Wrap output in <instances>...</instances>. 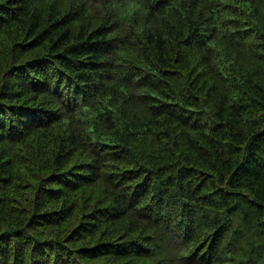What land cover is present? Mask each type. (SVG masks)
<instances>
[{"label":"trees","instance_id":"trees-1","mask_svg":"<svg viewBox=\"0 0 264 264\" xmlns=\"http://www.w3.org/2000/svg\"><path fill=\"white\" fill-rule=\"evenodd\" d=\"M50 262L264 264V0H0V264Z\"/></svg>","mask_w":264,"mask_h":264},{"label":"bare ground","instance_id":"bare-ground-1","mask_svg":"<svg viewBox=\"0 0 264 264\" xmlns=\"http://www.w3.org/2000/svg\"><path fill=\"white\" fill-rule=\"evenodd\" d=\"M50 51V50H49ZM38 102V101H37ZM39 103V102H38ZM258 128V127H257ZM260 131H261V129H260ZM260 133V132H259ZM2 137V136H1ZM2 141V140H1ZM6 146H7V144H6ZM113 156V155H112ZM154 166V165H153ZM159 167V166H158ZM155 170V169H154ZM150 173H151V171H150ZM61 194V193H60ZM62 194H63V192H62ZM61 194V195H62ZM65 194V193H64ZM59 196V195H58ZM55 222H56V219H55ZM61 222H62V220H61ZM6 223H8V222H6ZM56 224V223H55ZM36 228V227H35ZM55 253V252H54ZM53 254V253H52ZM56 255V254H55ZM52 257V256H51ZM55 258V257H54ZM47 262H48V260H47ZM51 262H53V260L51 261ZM51 262H50V264H51ZM56 262V261H55Z\"/></svg>","mask_w":264,"mask_h":264}]
</instances>
